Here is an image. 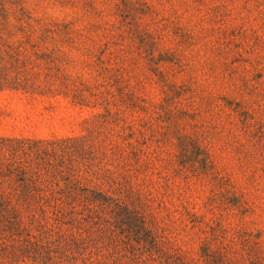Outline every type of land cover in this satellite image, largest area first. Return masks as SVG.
Here are the masks:
<instances>
[{
	"label": "rangeland",
	"instance_id": "obj_1",
	"mask_svg": "<svg viewBox=\"0 0 264 264\" xmlns=\"http://www.w3.org/2000/svg\"><path fill=\"white\" fill-rule=\"evenodd\" d=\"M0 138L136 212L55 263L264 264V0H0Z\"/></svg>",
	"mask_w": 264,
	"mask_h": 264
},
{
	"label": "trees",
	"instance_id": "obj_2",
	"mask_svg": "<svg viewBox=\"0 0 264 264\" xmlns=\"http://www.w3.org/2000/svg\"><path fill=\"white\" fill-rule=\"evenodd\" d=\"M8 141L0 138V264H58L55 258L68 257L77 248L100 253L103 236L108 234L113 242L115 234L111 228L106 230L102 211L111 209L123 220L122 212L136 215L125 203L110 201L100 193L75 186L43 195L36 179L27 177V168ZM3 150H8L6 156ZM13 203L27 210L53 203L60 223L76 231L62 234L43 226L33 229L21 220Z\"/></svg>",
	"mask_w": 264,
	"mask_h": 264
}]
</instances>
